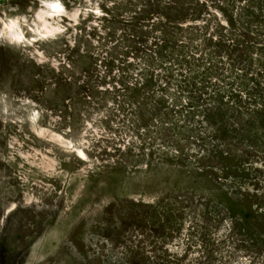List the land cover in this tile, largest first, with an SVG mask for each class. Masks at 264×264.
I'll return each instance as SVG.
<instances>
[{"label": "rangeland", "instance_id": "374dc122", "mask_svg": "<svg viewBox=\"0 0 264 264\" xmlns=\"http://www.w3.org/2000/svg\"><path fill=\"white\" fill-rule=\"evenodd\" d=\"M180 3L0 0V264H264V0Z\"/></svg>", "mask_w": 264, "mask_h": 264}, {"label": "trees", "instance_id": "16d2710c", "mask_svg": "<svg viewBox=\"0 0 264 264\" xmlns=\"http://www.w3.org/2000/svg\"><path fill=\"white\" fill-rule=\"evenodd\" d=\"M168 1H169V0H168ZM171 4H172V5H175V2L172 1ZM180 4H183L182 6H183V7H186V5H187L186 0H181V3H180ZM167 5H168V4H167ZM166 9H168L167 6H166ZM175 10H176V9H175ZM175 10H174V11H175ZM233 17H234V16H233ZM157 21H158V20H157ZM200 23L203 24L204 22H200ZM205 24H206V23H204L203 25H205ZM184 28L187 29L186 26H184ZM170 29H173V28H170ZM212 29H213V28H212ZM189 30H191V29H189ZM207 30H211V28H207ZM170 32H171V31H170ZM182 32L185 33V34H187L186 31H185V29L182 30ZM159 34H161V32H160ZM173 34H175V33L172 32V35H173ZM198 42H201V41H198ZM177 48H178V46H175V47H173L172 50H176ZM169 49H171V48H169ZM186 56H187V55H186ZM205 56L209 57L210 60H213L211 56H209V55H207V54H205L204 57H205ZM188 57H189V55H188ZM186 62H187V61H186ZM195 67H197V66L192 65L191 68H189V69H190V70H189V75H191V74H195V73H196ZM214 69H215V67L212 66V67L210 68V71L212 72ZM212 102H213V105H215V104H219L218 102H216V101H214V100H212ZM215 110H216V109H215ZM169 149H171V148H169ZM163 151L166 152L167 149H165V150H163ZM171 153H174V155H178L179 152H178L176 149H171Z\"/></svg>", "mask_w": 264, "mask_h": 264}, {"label": "bare ground", "instance_id": "6f19581e", "mask_svg": "<svg viewBox=\"0 0 264 264\" xmlns=\"http://www.w3.org/2000/svg\"><path fill=\"white\" fill-rule=\"evenodd\" d=\"M45 7L48 10V12L52 15H63L62 6L56 1L54 2L47 1Z\"/></svg>", "mask_w": 264, "mask_h": 264}]
</instances>
